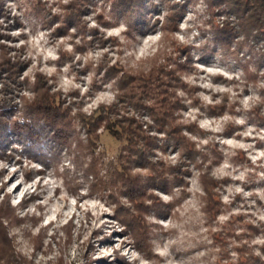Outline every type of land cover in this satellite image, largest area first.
<instances>
[{"label":"rangeland","instance_id":"obj_1","mask_svg":"<svg viewBox=\"0 0 264 264\" xmlns=\"http://www.w3.org/2000/svg\"><path fill=\"white\" fill-rule=\"evenodd\" d=\"M0 1L4 10L0 13V42L8 46L9 55L28 60L19 75V87H14L17 109L11 112L12 121H20L19 97L33 95L37 72L53 79L54 88L76 90L73 100L90 113L101 103H111L116 93L113 78L99 79L104 68L96 73L98 64L135 70L141 60L162 50L158 60L168 67L185 63L181 79L198 87L194 91L198 105L189 92L180 91L184 108L179 110L178 120L204 155L210 174L220 180L216 190L219 211L211 221L202 210L200 171L192 164L184 191L176 187L169 192L156 190L164 206L144 213L142 236L148 230L144 243L119 219L120 207L129 204L123 188L111 195L112 185L98 183L109 181L108 164L116 160L121 142L102 128L97 130L94 176L89 166L92 154L78 147L73 137L70 144L65 139L63 144L46 140L42 147L48 152L33 154L29 142L8 127L1 135L0 205L4 201L8 206L9 215L1 216L18 256L32 264H229L238 256L234 249L238 237L248 252L263 253V39L242 44L241 35H230L228 46L223 45L214 34L215 25L228 21L235 26V17L223 5L209 8L205 0H144L140 28L128 37L120 7L109 0H90L84 25L110 40L103 47L95 46L98 43L81 47L80 30L72 23L60 26L64 24L60 5L70 0ZM45 8L57 14L51 26L46 25L52 17ZM169 10L178 12L172 30L162 27ZM94 76L99 79L98 87L91 84ZM213 104H223L222 113L208 107ZM143 119L151 122L146 115ZM77 123L75 120L74 129L86 143L85 132ZM155 155L172 163L178 159L172 145L164 152L157 149ZM229 226L238 237L230 235L223 247L213 233Z\"/></svg>","mask_w":264,"mask_h":264},{"label":"trees","instance_id":"obj_2","mask_svg":"<svg viewBox=\"0 0 264 264\" xmlns=\"http://www.w3.org/2000/svg\"><path fill=\"white\" fill-rule=\"evenodd\" d=\"M109 1L115 7H120V12L126 18L124 32L128 37L131 36L133 30H139L140 22L138 20L142 17L144 0ZM205 1L209 8L223 5L226 11L235 17L236 27L229 24L228 21L221 26L215 25L214 34L223 45L228 46L226 40L230 35H241L243 40L239 43L242 44L264 40V0ZM89 3L90 0H70L61 4L60 6L64 10V24L60 26L66 28V23H72L76 29L80 30L82 33L81 47H85L86 43L89 46L98 43L95 46L103 47L110 37H104L102 33L87 27L83 22V17L89 10ZM179 9H182V6ZM45 10L48 11L47 8ZM2 11L4 10H2L0 1V13ZM48 13L52 19L49 23L46 22V25L51 26V21L57 17V14L50 11ZM4 16L7 18L5 13ZM177 17L178 12L169 10L167 20L163 22L162 27L170 30L176 28ZM88 35L90 37L86 38ZM0 36H2L1 33ZM7 48L6 44L0 42V147L3 143L1 135L8 127L16 131L19 139L29 142L33 154L44 155L48 152L46 146L42 147L46 140L50 139L56 141L57 144H63L65 142L63 139H65L70 144V138L73 137L78 147H83L92 154V161L89 164L90 172L97 176L96 164L98 161L94 152L100 138V132L97 130L102 128V131H106L122 145L116 160L108 164L109 181H99L98 183L102 187L112 185L109 189L111 195L120 191V187L123 188L129 204L128 207H120L119 219L124 223L123 225L130 226L136 238L146 243L144 236L146 239L148 230L142 236L143 215L146 210L152 207L159 211L164 206L156 194V190L169 192L173 187H176L184 191L187 186L185 176L190 172L191 164L200 171L199 180L204 190L202 210L206 213L209 221L215 219L220 204L216 192L220 180L210 174V166L205 165V161L202 159L204 155L197 149L196 143L183 132L182 124L178 120L179 110L184 108L179 95L180 91L189 92L192 102L197 105L199 103L198 98L194 96V91L198 87L181 79L180 70L182 67H186L185 63L178 62L174 66L168 67V63L158 60L159 54H163L161 50L150 59L141 60L134 68L135 70L125 68L120 64L119 66L117 64L108 66L98 64L96 73L104 68L99 79L102 82L113 78L116 93L115 99L111 103H101L90 113L83 112L80 108L81 105L77 104V100H73L77 93L76 90L63 92L60 88H54L55 81L53 79L49 81L48 77L37 72L32 85L33 95L31 97L20 95L19 97L21 106L18 109L21 116L20 121L15 122L11 120V112L13 109H17L12 95L14 87H19V75L28 60L20 59L16 55H9ZM260 53L264 56V47ZM70 54L67 53V56ZM119 71L120 73H118ZM99 79L95 76L92 77L91 84L98 87L100 83L97 80ZM93 92L92 89L87 90V93L91 95ZM74 104L77 106L75 111L73 110ZM208 107L222 113L225 106L213 104ZM145 115L150 118L151 122L143 119ZM75 120L85 132L86 143L80 140L78 130L74 129ZM158 133L161 135L159 136ZM168 145H172L174 151L178 153V159L174 163L155 155L157 149L164 152ZM27 200L30 198L25 199L23 203ZM5 205L7 204L4 201L1 202L0 264H32L15 252L3 218V216L9 215L8 206ZM10 217L16 218L13 214ZM233 217L231 216L227 221L228 225L232 222ZM213 234L216 241L223 247L230 235L238 237L231 226L224 228L222 232ZM236 239L237 244L234 249L238 256L229 264H264V249L260 255L252 254L248 252L246 244L242 242L241 238Z\"/></svg>","mask_w":264,"mask_h":264}]
</instances>
